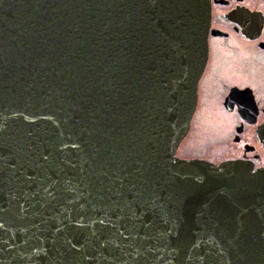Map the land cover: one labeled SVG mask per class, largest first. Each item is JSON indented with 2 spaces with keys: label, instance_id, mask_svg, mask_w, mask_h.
<instances>
[{
  "label": "water",
  "instance_id": "obj_1",
  "mask_svg": "<svg viewBox=\"0 0 264 264\" xmlns=\"http://www.w3.org/2000/svg\"><path fill=\"white\" fill-rule=\"evenodd\" d=\"M209 0H0V264H264V169L183 160Z\"/></svg>",
  "mask_w": 264,
  "mask_h": 264
},
{
  "label": "flooded vegetation",
  "instance_id": "obj_2",
  "mask_svg": "<svg viewBox=\"0 0 264 264\" xmlns=\"http://www.w3.org/2000/svg\"><path fill=\"white\" fill-rule=\"evenodd\" d=\"M209 1L208 57L190 131L212 133L216 146L196 156L179 146L177 157L264 169V0Z\"/></svg>",
  "mask_w": 264,
  "mask_h": 264
},
{
  "label": "rangeland",
  "instance_id": "obj_3",
  "mask_svg": "<svg viewBox=\"0 0 264 264\" xmlns=\"http://www.w3.org/2000/svg\"><path fill=\"white\" fill-rule=\"evenodd\" d=\"M204 131V132H203ZM212 132V130H211ZM212 133H206L205 130H201L197 126H195L191 131L190 134L188 133L187 139L184 138L183 143H181V148H180V153L185 155H191V156H196V155H201V153H205L207 150L208 153L210 148L215 147ZM205 139L207 140L205 142Z\"/></svg>",
  "mask_w": 264,
  "mask_h": 264
}]
</instances>
